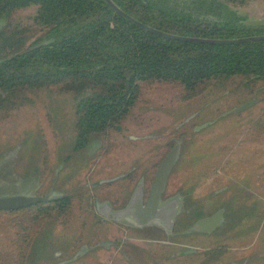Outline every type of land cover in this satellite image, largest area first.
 Returning a JSON list of instances; mask_svg holds the SVG:
<instances>
[{
	"label": "rangeland",
	"instance_id": "374dc122",
	"mask_svg": "<svg viewBox=\"0 0 264 264\" xmlns=\"http://www.w3.org/2000/svg\"><path fill=\"white\" fill-rule=\"evenodd\" d=\"M144 1L156 9L209 23L240 25L264 16V0ZM174 95L162 88L144 93L118 131H111L100 156L97 137L85 148L72 150L75 114L69 94L42 90L31 96L29 104L0 119V197L43 196L51 187L52 197H83V205L75 199L66 223L51 218V224L41 229L29 253V264H264L262 230L242 237L216 232L205 238L185 233L188 224L178 220L175 231L186 229L180 235L144 236L130 231L121 220L120 224L113 222L139 181L150 185L156 165L177 141L181 158L167 182V200L181 195L199 199L203 216L214 210L210 199L219 196L221 203L233 202L226 212L228 220L240 207L244 224L240 229H251L250 219L253 226L264 228V141L240 144L242 130L264 107L262 96L211 94L180 103ZM251 100L254 104L245 111L231 113ZM54 149L69 154L70 159L60 158L58 153L56 162ZM122 174L129 178L101 187L102 182ZM247 198L255 202L254 211L244 209V205H253ZM10 234L0 217V241ZM104 242L108 244L100 248L98 244ZM122 242L136 245V251L129 252L130 247L124 248ZM214 248H227L226 256L201 257ZM189 249L192 253L188 255L178 254Z\"/></svg>",
	"mask_w": 264,
	"mask_h": 264
},
{
	"label": "trees",
	"instance_id": "16d2710c",
	"mask_svg": "<svg viewBox=\"0 0 264 264\" xmlns=\"http://www.w3.org/2000/svg\"><path fill=\"white\" fill-rule=\"evenodd\" d=\"M112 1L138 21L173 34L202 38L264 34V26L195 21L144 0ZM0 19V119L29 104L42 90L69 94L74 100L76 151L97 137L102 146L99 156L103 154L111 131H118L143 94L156 88L172 90L180 103L211 94L257 93L264 100V40L225 44L174 40L138 27L104 0H0ZM240 135L241 146L264 141V107ZM77 198L83 205L82 195L67 194L0 212L11 230L0 241V264H29L41 229L51 224V218L66 223ZM201 208L193 211V221L202 216ZM127 250L135 252L136 246ZM214 253L210 249L201 257Z\"/></svg>",
	"mask_w": 264,
	"mask_h": 264
},
{
	"label": "water",
	"instance_id": "95a60500",
	"mask_svg": "<svg viewBox=\"0 0 264 264\" xmlns=\"http://www.w3.org/2000/svg\"><path fill=\"white\" fill-rule=\"evenodd\" d=\"M116 13L130 21L131 23L143 28L149 32L157 35H161L167 38L180 41L197 42V43H209V44H225V43H239L253 40H264V34L244 36L237 38H202L184 36L179 34H173L165 32L151 26H148L137 19L133 18L119 6H117L112 0H104ZM249 26H264V16L260 18L245 20L242 22ZM39 45H42L39 44ZM127 86V85H126ZM254 104V100L240 105L233 109L231 113H241L251 107ZM180 144L177 142L173 148L167 153L162 162L157 166L146 199L144 198L145 190L142 181L136 185L133 190L126 207L116 211V217L123 221L125 225L134 228H143L146 226H154L166 231L171 230L174 223V218L182 203L181 197H175L171 200L161 201V196L165 190L167 178L174 167L178 158ZM123 175H119L115 178L106 180L102 183H112L118 179L123 178ZM52 189L43 196H28V195H13L0 197V212H9L27 208L37 203L47 202L57 197H52ZM223 211H217L210 217L203 218L194 223L188 228L185 233H206L210 234L216 227L222 222ZM116 218V219H117ZM108 243H103L102 246ZM84 250V249H82Z\"/></svg>",
	"mask_w": 264,
	"mask_h": 264
},
{
	"label": "flooded vegetation",
	"instance_id": "af4514ba",
	"mask_svg": "<svg viewBox=\"0 0 264 264\" xmlns=\"http://www.w3.org/2000/svg\"><path fill=\"white\" fill-rule=\"evenodd\" d=\"M174 139H172V141H173ZM177 143V141H174L173 142V145H172V147L170 148V149H168V152L173 148V146L175 145ZM73 150V149H72ZM54 151H55V158L57 157V156H59V154H60V158H61V156H65V159L64 160H69L70 158H69V154H65V153H61L60 151H58L57 149H54ZM74 151V150H73ZM167 152V153H168ZM59 153V154H58ZM167 153L165 154V156L167 155ZM181 147H180V149H179V154H178V158H177V160H176V163H175V165H174V167L172 168V170H171V172H170V174H169V176H168V178H167V182H168V180H169V178H170V176H171V174L174 172V170L176 169V166L178 165V163H179V160H180V158H181ZM165 156H164V158H165ZM60 158L58 159V158H56L55 159V161L56 162H58L59 160H60ZM163 158V159H164ZM162 159V160H163ZM63 160V161H64ZM162 160L160 161V163L162 162ZM44 162V161H43ZM160 163H158L157 165H156V167H155V169H154V173H155V170H156V168H157V166L160 164ZM61 170V169H60ZM154 173H153V176H154ZM39 174H41V171H40V173ZM123 175V174H122ZM119 176V175H118ZM124 177L123 178H121V179H123V180H126V179H128L127 177V175H123ZM153 176H152V179H153ZM152 179L150 180L151 182H152ZM53 180V179H52ZM115 182V181H114ZM114 182H112V183H114ZM151 182H150V185H151ZM167 182H166V186H167ZM107 184V183H106ZM108 184H111V183H108ZM145 184V183H144ZM100 185V184H99ZM104 185L105 184H102L101 183V187H104ZM150 185L149 186H146V185H144V190H145V194H144V198L146 199V197H147V195H148V191H149V188H150ZM166 186H165V190H166ZM100 187V186H99ZM51 189H52V187H51ZM50 189V190H51ZM165 190H164V192H163V194H162V196H161V201H165V200H167L169 197H165ZM131 195V194H130ZM181 195V194H180ZM28 196H30V195H28ZM36 196H40V195H36ZM62 196H64V195H60L59 197H57V198H61ZM125 196V195H124ZM181 197H182V203H181V205H180V207H179V212H177V214H176V217H175V221H174V224H173V227L171 228V233H167L164 229H161V228H158V227H154V226H146V227H143V228H134V227H131V226H127V225H123V226H126V227H128V229L130 230V231H134V232H137L138 231V233L140 232V233H142L144 236H150V235H156L157 233H165L166 234V236L167 237H173L174 236V232H175V234L176 235H180L184 230H186V229H188L189 227H191L194 223H196L197 221H199V220H201V219H203V218H206V217H210V216H212L214 213H216L217 211H223V214H222V222H221V224L218 226V227H216L210 234H206V233H196V235L197 236H199L200 235V237H205V238H207V236H215V234H216V232H217V234L219 233V235L220 234H222V235H227L228 234V232H231V233H233V235L231 236V237H235V236H238V237H242V236H250V235H253V231L255 230V231H257V233L259 232V230H262L263 231V233H264V228H261L260 229V227L259 228H257V226L258 225H256L255 224V226H253L252 225V221H251V219L250 220H248V222H250V224L248 225L251 229H247V230H245L244 231V229H243V226H242V228L240 229V227H241V225L243 224V222L241 221V211H240V207L238 208V210L237 211H235L234 213L232 212V219L231 220H228L227 218H226V216H227V214H226V212H227V209L228 208H231V206L233 205L232 203L233 202H231V201H227V202H223V203H221V202H219L218 200L220 199L219 198V196L217 197H212V199H210V198H207V200H211L212 202H209V206L211 207V208H213L214 210L212 211V212H210L209 214H207V215H203V216H201L200 218H198V219H196V220H192V218H193V211H197V208L200 206V205H198L197 203H199L200 201H199V199H193L192 197H186L185 195H181ZM219 198V199H218ZM240 199V198H239ZM215 203H214V202ZM247 201H249V202H253V205H249V204H247L246 206L244 205V209H248L249 211H254V208H255V202L253 201V199H251V198H247ZM128 203V202H127ZM127 203L123 206V207H121L120 209H123L124 207H126V205H127ZM186 206V207H185ZM254 206V207H253ZM256 206H257V201H256ZM120 209H118V210H120ZM256 214H257V212H256ZM257 216V215H256ZM178 220H179V222L180 221H185L184 223H186V224H188L187 226H186V229H184V230H182V231H175V226H176V223L178 222ZM192 220V221H191ZM258 220V219H257ZM104 221H107V219H104ZM113 222H115V223H121L120 221H119V219L117 218L116 219V221H113ZM185 224V225H186ZM244 225V224H243ZM131 229H133V230H131ZM137 230V231H135V230ZM238 229H240L241 230V232H238ZM235 232V233H234ZM239 233H241V235H238ZM242 233H243V235H242ZM135 241H138V242H140V240H135ZM141 241H143V242H146V243H149L148 242V240H143V239H141ZM151 241V240H150ZM105 243V242H104ZM102 244L103 243H100V246H102ZM110 244H112V246H114V241H112ZM122 244H124V248L126 247V246H129L130 247V245H126V242H122ZM136 246V245H135ZM103 247V246H102ZM215 249V253H214V255H212V257H215V258H217V257H220V258H222V256H226V251H227V248L226 249H224L223 248V250L221 249L220 251H218L217 250V248H214ZM189 253H192V250L191 249H189V250H186V251H184L183 253H178L179 255H188ZM172 257H173V255H171ZM148 258H150V257H148ZM151 259V258H150ZM144 261H147V260H144Z\"/></svg>",
	"mask_w": 264,
	"mask_h": 264
},
{
	"label": "crops",
	"instance_id": "0c3cea01",
	"mask_svg": "<svg viewBox=\"0 0 264 264\" xmlns=\"http://www.w3.org/2000/svg\"><path fill=\"white\" fill-rule=\"evenodd\" d=\"M262 16V15H261ZM258 18H260V17H258ZM102 247V246H101Z\"/></svg>",
	"mask_w": 264,
	"mask_h": 264
}]
</instances>
